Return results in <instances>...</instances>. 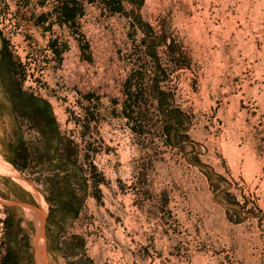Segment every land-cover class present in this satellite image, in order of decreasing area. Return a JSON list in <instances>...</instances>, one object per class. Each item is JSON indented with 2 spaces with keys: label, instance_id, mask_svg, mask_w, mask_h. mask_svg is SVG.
I'll use <instances>...</instances> for the list:
<instances>
[{
  "label": "rangeland",
  "instance_id": "rangeland-1",
  "mask_svg": "<svg viewBox=\"0 0 264 264\" xmlns=\"http://www.w3.org/2000/svg\"><path fill=\"white\" fill-rule=\"evenodd\" d=\"M68 1L0 0V264H264V0Z\"/></svg>",
  "mask_w": 264,
  "mask_h": 264
},
{
  "label": "trees",
  "instance_id": "trees-1",
  "mask_svg": "<svg viewBox=\"0 0 264 264\" xmlns=\"http://www.w3.org/2000/svg\"><path fill=\"white\" fill-rule=\"evenodd\" d=\"M61 17L67 22H73L76 16L82 15V6L76 0H69L61 8Z\"/></svg>",
  "mask_w": 264,
  "mask_h": 264
},
{
  "label": "crops",
  "instance_id": "crops-1",
  "mask_svg": "<svg viewBox=\"0 0 264 264\" xmlns=\"http://www.w3.org/2000/svg\"><path fill=\"white\" fill-rule=\"evenodd\" d=\"M36 217H38V216L36 215ZM25 224H26V222L24 221L23 223L20 224V226L24 228L25 227L24 226Z\"/></svg>",
  "mask_w": 264,
  "mask_h": 264
}]
</instances>
